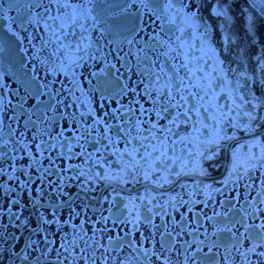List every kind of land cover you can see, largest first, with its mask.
<instances>
[{
  "label": "snow or ice",
  "instance_id": "6c2138e0",
  "mask_svg": "<svg viewBox=\"0 0 264 264\" xmlns=\"http://www.w3.org/2000/svg\"><path fill=\"white\" fill-rule=\"evenodd\" d=\"M97 2L98 0H8L6 10L4 0H0V20L9 21V32L23 46L27 61L21 64L24 76L21 80L23 94L19 95V102L15 105L8 101L15 113L7 117L8 132L4 133L0 127V218L7 217V223H0V242L8 238L4 232L10 225L28 229L33 216L37 225L29 231L27 241L21 240L22 247L17 252H12L0 244V264H15L17 260H20L21 264L25 261L27 264H51L47 261V255L51 251L48 245L53 241L49 240L48 229L53 225L56 226L55 231L51 233L53 236L63 233V239L55 248V264H109L110 260L111 264H117L112 253L125 249H131L135 253L133 259L139 258L142 264H152L153 257L160 260L165 252H172L177 243L183 251L184 264H189V261L195 264L198 259L202 262L205 258L215 259L217 254L212 252V247L209 246L205 251L206 232L204 240L193 237L192 241L181 243L177 238L182 237L183 228L180 231L175 230V217L171 222L165 220L170 208L176 209L186 203L183 197L179 196L170 197L163 202L154 194L132 197L116 212L112 211V205L115 203L113 198L106 209L109 215L101 214L98 219L93 220L91 229L86 230L83 221L79 224L70 223L71 217L61 224L58 214L67 203L62 199L68 195L64 191L66 179L79 180L81 176H87L93 183L97 179H116L128 184L138 183L142 177L145 182L151 181L156 188L171 185L173 181L170 176L180 175V172L173 171L176 163V144L184 139L179 137L177 129L191 121L194 114L199 116L201 109L207 113L214 108L213 81L219 79L211 74L197 75L202 70L191 66L190 56L183 52L182 44H175V40L180 38L174 39L170 35L172 29L167 27L168 24L174 23L169 17L173 0H126L127 6L120 14L135 19L127 28L124 39L116 43L114 48L110 47L107 52L103 45L92 41L89 35L103 22L100 17L92 14L89 7ZM21 5L24 7H20ZM133 5L139 6L137 12L129 11ZM142 9H146L149 14L150 27L140 20ZM9 10H15L17 17H9ZM217 14L222 15L223 11H218ZM194 17L195 13H192L190 18ZM17 20L25 33L23 36L12 30L11 25ZM254 26L255 21L250 19V27ZM112 43L113 41L108 42L109 45ZM4 50V42L0 40V53ZM182 55L183 60L180 59ZM97 61L103 62L99 71L94 70ZM258 64L262 75L248 79L252 85L264 87V59L259 60ZM85 65L93 69L89 75L94 79L105 74L112 77L119 88V91L113 89L111 93L117 101L128 93L135 96L143 94L151 103V107L145 108L144 104H140L139 109H136L134 105H119L111 112L104 111L102 115H96L95 110L89 107L88 92L83 90L75 71ZM61 72L68 78L69 86H64V82L60 81L61 86L54 88L58 83L55 77ZM49 75L54 78L49 80ZM240 75L246 76V73ZM127 81H131L134 86H129ZM230 83L225 81V84ZM239 86L237 81V87ZM2 87L3 85H0V88ZM137 87L140 88L139 92ZM216 87L220 88L221 93L224 92V88L219 84ZM93 90L89 88V92ZM18 93L19 89L13 95ZM69 97L71 100L66 104L65 101ZM206 97L211 99L206 100ZM239 99L250 103L252 109L257 112L264 108V100L255 94L252 100L245 101L243 96ZM233 104L237 109L242 107L235 99ZM73 105L77 111H69ZM6 107L3 95H0V126L4 123L3 114ZM101 107L103 108V104ZM137 111L139 115L136 114ZM234 111L235 109L230 108L227 112H220L219 120H227ZM25 116L27 118L23 120V128L17 132L12 122L16 121L19 125V119ZM88 117H91V123H87ZM104 117L118 123H109ZM243 117L247 120L241 124V112L236 111L237 122L233 126L252 132L257 115L253 111L244 110ZM64 120L69 123L61 125ZM260 121L264 123V116H260ZM113 130L115 136L109 134ZM175 136H178V139H172ZM224 138H228L226 134ZM121 140L124 142L123 148L119 147ZM91 145L96 147L89 150ZM53 153L60 159L83 157L85 162H91V166L86 170L80 168L72 177L66 178L60 173L76 166L70 164L67 169H61L56 166ZM109 156L116 159L109 160ZM45 159L48 162L47 167L44 166ZM248 159L249 167L245 168L243 173L240 172L242 165H237L234 170L237 180L244 179L251 169L264 168V155L257 157L253 154ZM20 160L25 162L17 168V161ZM117 162L120 170L115 176L111 171L103 174L97 171L93 175L94 168L104 167L105 164L110 168L112 163ZM52 175L57 176L59 183L50 179ZM154 176L157 178L153 179ZM261 183L264 184V180ZM83 187L81 185L82 190ZM257 196L260 197L259 201L254 197L252 203L264 204V195L257 193ZM104 199L108 200V197ZM251 206L248 205L249 208ZM243 211L240 220L233 222L227 229L232 232L237 224L243 229L239 236L236 232L232 233V248L239 254L241 264H253V256L257 257V264H261V258H264V220L258 224L248 223L249 214L246 210ZM259 211L261 210L258 207L253 209L252 220L260 219L259 215L255 214ZM75 215L80 216V213L76 212ZM155 217H160L159 224L155 223ZM207 219L212 220L213 217L209 216ZM109 221L111 227L108 226ZM97 224H102L103 227H96ZM142 224L149 225L150 228L142 231ZM88 231H91L90 236ZM236 231L239 232V229ZM40 233L44 234L43 248L40 246L41 241L32 239L33 234ZM105 233L108 234L106 239ZM11 238L19 239L14 233ZM157 243L159 248L156 247ZM146 244L152 246L145 247ZM33 254L34 259H30ZM230 255L231 249L228 253V256ZM228 256L223 258L226 264ZM119 264H132V260L128 257L121 258ZM164 264H168L166 257Z\"/></svg>",
  "mask_w": 264,
  "mask_h": 264
},
{
  "label": "flooded vegetation",
  "instance_id": "af4514ba",
  "mask_svg": "<svg viewBox=\"0 0 264 264\" xmlns=\"http://www.w3.org/2000/svg\"><path fill=\"white\" fill-rule=\"evenodd\" d=\"M260 1L257 3L256 0H173V7L169 12V17L174 23L168 24L167 27L172 29L170 35L174 39L176 37L180 38L175 40V44H182L183 52L190 56L191 66L202 70L197 75L211 74L219 77V79L213 81L215 99L212 102L214 108L207 113L201 109L199 116L194 114L191 121H188L187 124H182L177 129L179 137L184 139L176 144V163L173 171L180 172V175L170 176L173 181L171 185H165L164 188H156L151 181L145 182L142 177L138 183L128 184L116 179H97L93 183L91 178L87 176H81L79 180L66 179L64 191L68 195L62 197V199L67 203L58 214L61 224L64 220L71 217L70 223L79 224L83 221L84 228L89 230L92 227L93 220L98 219L101 214L109 215L106 209L113 198H115V203L112 205V211L116 212L123 203H126L132 197H144L154 194L157 199L163 202L170 197L179 196L183 197L186 203L176 209L170 208L169 215L165 217L168 222H171L173 217H175L176 231H180L183 228L182 237L177 239L181 243L183 241H192L193 237L198 240H204V233L206 232L205 251L210 246L212 247V252L217 254L215 259L209 260L205 258L203 262L198 259L195 264H226L223 258L228 256L229 249H231V255L228 256L227 264H241L239 254L232 248V243L234 242L232 233L236 232V235L239 236L243 229L240 228L239 224L232 229V232L227 231V229L231 227L233 222L240 220L244 214L243 210H246L249 214L248 223L258 224L261 220H264V204L257 205L252 203L254 197L259 201L260 197L257 196V193L264 195V184L261 183L264 180V168L251 169L242 180H237L234 172L237 165L243 166L240 168L241 173H243L245 168L249 167V156L253 154L257 157L264 155V123L260 121V116H264V108L257 112L252 109L250 103L242 102L239 99L240 96H243L245 101L252 100L255 94L256 97L264 100V87L252 85L248 79V77L253 76L259 78L262 75L258 61L264 59V0ZM4 2V7L7 10L8 0H4ZM126 6V0H98L97 3L89 6L92 9V14L100 17L103 21L95 30L90 32V39L99 45H103L105 52L110 47L114 48L116 43L124 39L127 34V28L131 26L133 19H135L120 14L121 10ZM20 7L24 6L21 5ZM138 7L133 5L129 11L137 12ZM218 11H223V14L218 15ZM192 13H195L194 18H190ZM7 14L9 17H17L15 10H9ZM250 19L255 21L254 27H250ZM140 20H143L150 27V17L146 9L140 11ZM11 27L13 31L18 32L21 36L25 34L21 30L18 20ZM105 29L107 30L105 31ZM140 35H144V33H140ZM137 39H139V36ZM0 40H3L5 49L3 53H0V85H3L0 88V95H3L4 103L7 105L3 114L4 123L0 127H2L4 133H7V124L9 123L7 117L15 114L11 105H8V101L15 105L19 102V95L23 94L24 90L21 86V80L24 79V76L21 64L27 61L23 46L9 32V21L6 19L0 20ZM109 41H113V43L109 45ZM25 43L27 42L25 41ZM180 59L183 60L184 56L182 55ZM95 65H98V67ZM28 67H31L30 63ZM100 67H103V62H95L94 70L99 71ZM92 70L87 65L83 68L75 69L83 90L88 92L89 107L95 110L96 115H102L104 111L111 112L113 108L119 105H127L129 107L134 105L136 109H139L140 104H144L145 108L151 107V103L143 94L135 96L133 93H128L117 101L111 94L113 89L119 91L117 83L107 74L98 79L92 78L89 75ZM241 73H246V76H241ZM70 75L71 73H69ZM53 78L52 75L48 76L49 80ZM55 79L58 83L53 86L54 88L61 86L60 81L64 82V86H69L68 78L65 77L63 72L56 76ZM89 80H91V85H89ZM226 80L231 83L225 84ZM237 81H239V87H237ZM127 83L129 86H134L131 81H127ZM217 84L224 88L223 93H221L220 88L216 87ZM90 87L94 89L91 92H89ZM17 89H19V93L14 96L13 93L17 92ZM139 91L140 88L137 87V92ZM102 92L104 95H102ZM79 94L78 92L77 95ZM209 99L211 97H206V100ZM233 99L236 100V103L241 104L242 107L239 109L235 108ZM70 100L71 97L65 103L67 104ZM137 100L139 103H136ZM101 104H103V108ZM25 106L28 107L29 105ZM230 108L235 109L231 116L227 120H219V113L227 112ZM244 110L253 111L258 117L254 122L252 132L233 126L237 122V118H235L236 111L241 112L239 122L241 124L246 123L247 118L243 117ZM69 111H77L76 106L73 105ZM136 114L139 115V111ZM213 116L215 118H210ZM26 118V116L21 117L19 125L16 121L12 122V126L17 129V132L22 130L23 120ZM104 119L114 125L118 123V121L109 120L108 117H104ZM68 123L69 121L67 120L61 121V125H67ZM87 123H91V117H88ZM100 127L101 134H103V125ZM109 134L112 136L116 135L114 130ZM225 134L228 137L226 139L224 138ZM66 135H71V133H66ZM93 136H95V132H93ZM172 139H178V136ZM95 147V145H91L89 150ZM119 147H124L123 140L120 141ZM76 150L78 151V149ZM169 154L172 155L170 150ZM16 155L23 154L16 153ZM53 157L56 166L61 169H67L70 164L76 166L71 170L60 173L66 178L72 177L75 171L80 168L86 170L87 167L91 166V162H85L83 157H73L71 160L60 159L56 158L55 153H53ZM115 159V157L109 156V160L114 161ZM24 162V160L17 161L16 167L19 168L21 163ZM47 164L48 162L45 159L44 166L47 167ZM157 167L161 166L157 165ZM182 169L183 171H181ZM119 170V162L112 163L110 168L109 165L105 164L104 167L94 168L93 175L97 171L102 174L111 171L112 175L115 176ZM156 178L155 176L153 177V179ZM5 179L7 178L5 177ZM50 179L59 183L56 175H52ZM81 185L84 186L83 190ZM106 196L108 200L104 199ZM4 203L6 206L7 201ZM249 204L252 205L251 208L248 207ZM257 207L261 211L255 214L259 215L260 219L252 220L253 209ZM13 210L15 211V209ZM143 211L144 209L142 208L141 212L143 213ZM76 212H79L80 216H76ZM216 213H219V215H216ZM27 214L26 211L25 215ZM209 216L213 217V219L208 220L207 217ZM0 223H7V217L0 218ZM155 223H160V217H155ZM36 226L34 216L28 229L16 228L14 224L10 225L4 232V235L8 238L0 242V244L12 252H17L22 247L21 240L27 241L29 231ZM108 226H112L111 221H109ZM55 227L53 225L48 229L49 240L53 241L52 244L48 245L51 251L47 255V261L51 262V264L56 262L55 248L58 242L63 239V233L55 236L51 234L55 231ZM96 227H103V225L97 224ZM148 228H150L149 225H141L142 231ZM236 229H239V232ZM13 233L19 239L13 240L11 238ZM87 234L90 236L91 231H88ZM43 235V233H40L32 236L33 240L41 241V248L45 247L42 242ZM97 235L99 236L100 234L98 233ZM107 235V233L104 234L105 239ZM158 239L159 234H157ZM151 246V244L145 245V247ZM156 247L159 248L158 243ZM194 247L195 245H193ZM34 255L30 259H34ZM112 257L116 259L117 264H119L121 258L125 257L132 260V264H142L139 258L133 259L135 253L131 249L112 253ZM165 257L168 260V264H184L185 257L183 251L180 250L179 243L176 244V248L172 252H165L160 260H156L153 257L152 264H164ZM252 261L253 264H257V257L253 256ZM15 264H21V261L17 260ZM24 264H27V261ZM109 264H111V260ZM189 264H193V262L189 261ZM261 264H264V258H261Z\"/></svg>",
  "mask_w": 264,
  "mask_h": 264
},
{
  "label": "water",
  "instance_id": "95a60500",
  "mask_svg": "<svg viewBox=\"0 0 264 264\" xmlns=\"http://www.w3.org/2000/svg\"><path fill=\"white\" fill-rule=\"evenodd\" d=\"M257 3L261 2L260 0H256Z\"/></svg>",
  "mask_w": 264,
  "mask_h": 264
}]
</instances>
